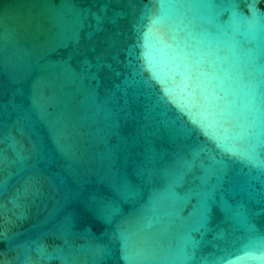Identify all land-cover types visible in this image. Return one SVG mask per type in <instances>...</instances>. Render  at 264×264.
<instances>
[{"label": "water", "instance_id": "1", "mask_svg": "<svg viewBox=\"0 0 264 264\" xmlns=\"http://www.w3.org/2000/svg\"><path fill=\"white\" fill-rule=\"evenodd\" d=\"M0 264H264V0H0Z\"/></svg>", "mask_w": 264, "mask_h": 264}, {"label": "snow or ice", "instance_id": "2", "mask_svg": "<svg viewBox=\"0 0 264 264\" xmlns=\"http://www.w3.org/2000/svg\"><path fill=\"white\" fill-rule=\"evenodd\" d=\"M215 143H216L217 147L224 152H231L232 151L231 149L227 148L224 141H222L220 139H215Z\"/></svg>", "mask_w": 264, "mask_h": 264}]
</instances>
